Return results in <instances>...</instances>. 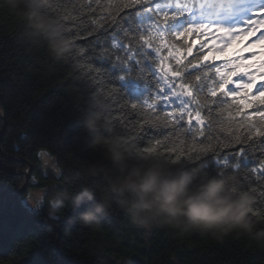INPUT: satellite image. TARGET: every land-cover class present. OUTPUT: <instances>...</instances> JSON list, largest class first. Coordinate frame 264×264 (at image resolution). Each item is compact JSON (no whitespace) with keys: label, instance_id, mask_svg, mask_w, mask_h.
<instances>
[{"label":"trees","instance_id":"trees-1","mask_svg":"<svg viewBox=\"0 0 264 264\" xmlns=\"http://www.w3.org/2000/svg\"><path fill=\"white\" fill-rule=\"evenodd\" d=\"M59 2L56 0L46 11L62 16L53 14ZM64 3L76 17L75 24L66 22L69 30L80 33L79 37L73 36L75 47L65 63L54 61L41 42L26 36L23 24L7 6L0 8V105L7 119V128L0 133V202L3 204L0 264H72L59 254L57 232L53 227L11 214L6 199L22 187L23 171L28 165L9 161L4 154L27 159L33 164L28 191L14 203L15 214L30 213L23 198L30 189L38 188L45 190L38 215L48 218L47 193L57 187L75 186L73 170L82 161L94 160L97 156L89 147V137L82 126L89 97L98 96L108 105L107 114L116 131L133 139L137 149L156 147L158 152H163L162 145L167 143L172 147L175 140L166 141L163 136L149 139L142 135L148 117L139 108L132 110L131 103H139L133 100L143 99L146 93L137 95L128 89L121 91L118 83H107L102 75L97 77L92 72L95 65L88 63L86 58H76L80 48L86 50L82 41L90 38L92 22L99 19L100 10L95 0H92V8L97 10L96 17L90 15L89 0H73L71 4L64 0ZM100 3L106 6L108 0H100ZM104 51L111 54L115 49L109 45ZM90 79L102 81L101 88L94 90ZM3 125L0 119V130ZM218 136L223 141L226 134L218 133ZM155 139H160L162 145H155ZM180 139L185 141V148L190 146V137L185 135ZM41 152L54 156L56 169L44 167L43 156L38 155ZM221 154L230 155L231 150L221 149ZM247 172L246 168L229 173H235L244 187L250 180ZM250 187L257 188L259 210L264 211V201L259 200L262 189L259 185ZM82 210L67 207L59 220H53L61 230L63 251L76 261L91 264H264V247L245 238L220 243L198 234L180 236L167 227L139 228L130 223L116 204L97 224L83 226L78 220Z\"/></svg>","mask_w":264,"mask_h":264},{"label":"snow or ice","instance_id":"snow-or-ice-1","mask_svg":"<svg viewBox=\"0 0 264 264\" xmlns=\"http://www.w3.org/2000/svg\"><path fill=\"white\" fill-rule=\"evenodd\" d=\"M95 2L99 19L92 22L90 38L82 41L86 50L80 48L76 58H86L95 65L97 77L118 83L121 91L146 93L141 100L125 93L139 101L132 102L131 109L139 108L148 117L142 135L175 140L169 147L155 139L164 151L147 147L143 152L184 166L203 165L214 173L247 168L250 180L244 187L254 192L259 212L257 188L250 185H259V200L264 201V59H255L264 52L248 49L264 45V0H108L106 6ZM87 7L91 16L98 15L92 0ZM57 13L76 23L64 0L57 3ZM70 34L80 36L75 29ZM246 36L255 43L225 55ZM109 45L115 49L111 54L104 51ZM89 83L96 90L103 82ZM218 133L226 134L223 141ZM185 135L191 138L187 148L180 139ZM221 149L231 154H221ZM43 203L32 211L39 214Z\"/></svg>","mask_w":264,"mask_h":264},{"label":"clouds","instance_id":"clouds-1","mask_svg":"<svg viewBox=\"0 0 264 264\" xmlns=\"http://www.w3.org/2000/svg\"><path fill=\"white\" fill-rule=\"evenodd\" d=\"M55 4L0 0V8L7 6L21 21L26 36L65 63L75 39L63 16L46 11ZM107 113L100 97H89L82 126L97 156L73 170L75 186L47 193L49 219L59 220L67 207L83 208L79 223L94 226L116 204L139 228L167 227L180 236L198 234L220 243L245 238L264 247V211H256L254 192L235 173H214L203 165L177 167L168 157L145 153L116 131Z\"/></svg>","mask_w":264,"mask_h":264},{"label":"water","instance_id":"water-1","mask_svg":"<svg viewBox=\"0 0 264 264\" xmlns=\"http://www.w3.org/2000/svg\"><path fill=\"white\" fill-rule=\"evenodd\" d=\"M0 118L3 119L4 123H5L4 129L1 130V133H3L5 131V129L7 128V120H6V116H5L3 107L1 105H0ZM5 157H6L7 160L12 161V162H24V163H27L28 167H29L28 170H24L23 171V174L25 175V180H24L23 186L20 189H18L16 192L11 194V196L6 199V204L9 206L11 214L14 215V216H17L18 218H21V219H30V220H34V221L40 222L42 224H45V225L53 227L56 230V232H57L56 246H57V249H58L59 254L61 256H63L68 262H70L72 264H91V262H89V261H76V260H73V259L69 258L65 254V252L63 251V249L61 247V230L54 223L53 220L48 219V218H43L42 216H37L35 214H30V213L15 214V212L13 210L14 203L16 202V200L20 199L23 196V194H25V192H26V190L28 188L29 180H30V177H31V175L33 173V164L30 161H28V160H26L24 158L10 157V156H7V155H5Z\"/></svg>","mask_w":264,"mask_h":264},{"label":"rangeland","instance_id":"rangeland-1","mask_svg":"<svg viewBox=\"0 0 264 264\" xmlns=\"http://www.w3.org/2000/svg\"><path fill=\"white\" fill-rule=\"evenodd\" d=\"M43 160H44V167L47 166L52 169H56V166H55L56 160L54 156L51 157L50 155H47V154L43 155ZM44 191H45L44 189L32 188L29 190L27 195L23 198V202L25 206L28 208V210L31 213H34L32 209H34L43 200L42 195ZM41 209H42V205L39 209V213Z\"/></svg>","mask_w":264,"mask_h":264},{"label":"bare ground","instance_id":"bare-ground-1","mask_svg":"<svg viewBox=\"0 0 264 264\" xmlns=\"http://www.w3.org/2000/svg\"><path fill=\"white\" fill-rule=\"evenodd\" d=\"M196 43H199V41L198 40H196L195 41ZM1 119V118H0ZM3 120V119H2ZM7 120V119H6ZM4 121V120H3ZM4 125H5V123H4ZM4 125H3V127L1 128V130L2 129H4ZM1 130H0V133H1ZM4 155H6V154H4ZM27 160V159H26ZM28 165V164H27ZM24 184V183H23ZM23 186V185H22ZM28 191V188H27V190H26V192ZM24 195V194H23ZM49 219V218H48ZM25 220H30V219H25Z\"/></svg>","mask_w":264,"mask_h":264}]
</instances>
